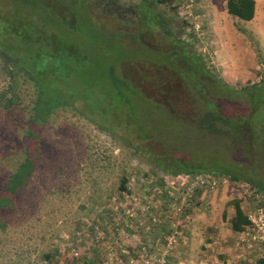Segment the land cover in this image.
<instances>
[{"label": "rangeland", "instance_id": "obj_1", "mask_svg": "<svg viewBox=\"0 0 264 264\" xmlns=\"http://www.w3.org/2000/svg\"><path fill=\"white\" fill-rule=\"evenodd\" d=\"M34 1L0 0V14L26 18V34L43 28L73 44L68 85L76 100L42 129L40 166L12 208L0 209V264H82L95 248L99 264L264 259V194L215 171L242 168L264 184V131L255 124L264 122V99L251 104L242 91L264 83V0H255L248 22L231 17L226 0H40L48 7L39 8ZM7 35L0 94L14 68L7 55L20 48L23 60L32 57ZM180 46L211 78L190 74L199 69L175 55ZM15 76L20 105L29 107L33 84L21 70ZM209 110L247 120L252 146L243 150L244 135L240 143L220 135ZM27 118L0 109V191L5 167L16 163L9 145L23 137ZM173 167L214 171L171 176L165 169ZM234 200L252 221L242 233L230 227Z\"/></svg>", "mask_w": 264, "mask_h": 264}, {"label": "trees", "instance_id": "obj_2", "mask_svg": "<svg viewBox=\"0 0 264 264\" xmlns=\"http://www.w3.org/2000/svg\"><path fill=\"white\" fill-rule=\"evenodd\" d=\"M84 1L86 0H81L80 2ZM34 2L36 8H39L40 6L48 7L46 3H41L40 0H35ZM141 5L144 4H140V6ZM151 5V3H147L146 6L150 9L149 7ZM138 8L139 6H137V9ZM225 8L231 17L245 22L251 21L255 15V2L253 0H226ZM0 20V37L5 36L4 39H7V34H9L10 39H19L22 44H26L29 47V50L31 51L30 53L32 54V57L27 58V60H23L21 57L22 52L20 48H18L15 49L14 56L7 55V58L10 59L8 60L9 63L12 62L14 68L12 71H8L10 84L6 86L0 94V109L10 115H13L15 111L23 112L28 115V118L26 119V123L20 132L23 137L21 139H17V141L14 139L13 141H16V143L13 144L12 141L8 148L10 153H7V158L11 161L15 160L16 163L13 164L14 168L12 170H7V167H5L6 176L3 179V190L0 191L1 209L12 208L17 194L24 189L26 185H28L30 178L35 174L36 170L40 166L41 160L44 157L43 152H40L42 145V129L48 126V121L56 114L57 111L70 107L71 102L76 100V95L73 93L74 91L69 88L68 83L71 80L70 73L72 68L76 66V63H73L74 60H72L69 56L72 54L77 55V49L73 46V44H68L62 38H59L53 33L48 32L47 30L44 31L43 28H36L33 34L37 33L39 35V40L36 39L33 41V34L28 32L26 34L21 29L23 22L27 19H24L17 13H10L9 11L6 15L0 14ZM7 20L11 22L10 26L7 25ZM13 25L15 27L12 28ZM158 25L160 26L161 24ZM66 27L69 30H75L73 28L70 29L68 26ZM27 36L28 38L25 39ZM4 39H0V42L2 41V43L6 45ZM180 47L183 49V46ZM1 48L4 47L0 46V50ZM182 49H180L179 52L175 51V55H182L187 63L192 62V65H196L199 69V71L195 68L191 69L190 74L197 73L198 75L203 76H205V74H209L203 60H195L193 55L196 56V54L192 53L191 55L186 52V49ZM190 67L191 66H189V68ZM20 70L33 84V97L30 102L31 107H23L20 105L18 82L17 77L15 76V74ZM195 71L196 73H194ZM242 91L246 93L247 96L248 94L250 95L251 104L252 98L260 96L264 99V83L253 85L250 88L243 89ZM252 108L250 116L257 106H253ZM216 110H209V116H213V120L215 122H221V129H225V131L223 130L220 135L225 136V134L231 133L233 141L238 143H240V138L244 135L245 137L242 141H245L246 143L243 144V150L244 147L246 148V146L251 145V132L254 133L252 125L247 120H243V118L239 116L219 115L217 113L219 111L217 110V112H215ZM209 116L206 115L205 118H208ZM255 124L257 127H261L264 131V122L263 124L261 122H255ZM240 169L235 172L223 169H217L215 171H217L221 177H228L230 182H238L241 179H246L256 188L257 193L264 194V188L261 186L264 184L253 182L248 178V175L250 174L246 170ZM165 170L171 176H176L178 174L192 175L196 173H210L211 170L214 171L213 168L188 170L186 168L178 169L175 167ZM56 172H59V169ZM233 173H236V175ZM126 183V179L123 178L122 185L119 190L121 193L127 190L125 187ZM231 204L234 207V216L230 220L231 230L234 233H242L252 226V221L246 214H244L237 200H234ZM100 219L101 216L98 214L97 218L94 220V224L96 226H100L101 223L98 222ZM97 259L99 260V250L98 248H95L90 252L89 257L82 256V264H99L100 261ZM79 261L80 260L78 259H73L71 264H81ZM257 264H264V259L258 260Z\"/></svg>", "mask_w": 264, "mask_h": 264}, {"label": "flooded vegetation", "instance_id": "obj_3", "mask_svg": "<svg viewBox=\"0 0 264 264\" xmlns=\"http://www.w3.org/2000/svg\"><path fill=\"white\" fill-rule=\"evenodd\" d=\"M191 55H192V54H191ZM193 56H194L195 60H200L197 56H195V55H193ZM194 73H196V71H195ZM174 74H175V73H174ZM192 74H193V73H192ZM196 74H197V73H196ZM192 76H193V75H192ZM205 76L211 78V75H210V74H205ZM176 78H178L180 81H182L181 78H180L178 75H176Z\"/></svg>", "mask_w": 264, "mask_h": 264}, {"label": "built area", "instance_id": "obj_4", "mask_svg": "<svg viewBox=\"0 0 264 264\" xmlns=\"http://www.w3.org/2000/svg\"><path fill=\"white\" fill-rule=\"evenodd\" d=\"M261 226H264V224L262 223ZM252 232V231H251ZM253 234V233H252Z\"/></svg>", "mask_w": 264, "mask_h": 264}, {"label": "crops", "instance_id": "obj_5", "mask_svg": "<svg viewBox=\"0 0 264 264\" xmlns=\"http://www.w3.org/2000/svg\"><path fill=\"white\" fill-rule=\"evenodd\" d=\"M255 2V0H253Z\"/></svg>", "mask_w": 264, "mask_h": 264}]
</instances>
